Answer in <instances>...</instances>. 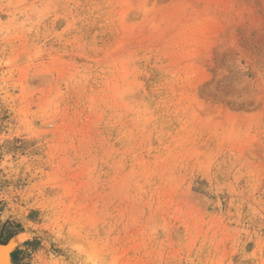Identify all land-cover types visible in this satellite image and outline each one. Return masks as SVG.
<instances>
[{"label":"rangeland","instance_id":"rangeland-1","mask_svg":"<svg viewBox=\"0 0 264 264\" xmlns=\"http://www.w3.org/2000/svg\"><path fill=\"white\" fill-rule=\"evenodd\" d=\"M16 239L14 264H264V0H0Z\"/></svg>","mask_w":264,"mask_h":264},{"label":"bare ground","instance_id":"bare-ground-1","mask_svg":"<svg viewBox=\"0 0 264 264\" xmlns=\"http://www.w3.org/2000/svg\"><path fill=\"white\" fill-rule=\"evenodd\" d=\"M17 239L7 244L6 247L0 248V263L1 264H6V262L10 260L11 252L14 246L19 243L18 241L19 239L18 240Z\"/></svg>","mask_w":264,"mask_h":264},{"label":"water","instance_id":"water-1","mask_svg":"<svg viewBox=\"0 0 264 264\" xmlns=\"http://www.w3.org/2000/svg\"><path fill=\"white\" fill-rule=\"evenodd\" d=\"M2 247H6V245L0 243V248H2ZM0 264H1V263H0ZM6 264H14L13 261H12L11 256H10V260L7 261Z\"/></svg>","mask_w":264,"mask_h":264}]
</instances>
